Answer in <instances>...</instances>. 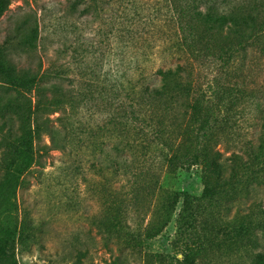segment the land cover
Returning a JSON list of instances; mask_svg holds the SVG:
<instances>
[{
	"label": "rangeland",
	"instance_id": "374dc122",
	"mask_svg": "<svg viewBox=\"0 0 264 264\" xmlns=\"http://www.w3.org/2000/svg\"><path fill=\"white\" fill-rule=\"evenodd\" d=\"M163 1L79 0L74 5L75 0H9L0 17V49L17 70H35L40 60L43 66L49 64L50 80L86 93L76 101V119L99 124L106 121L112 93L133 61V41L123 30L135 25L149 31L157 8L165 11ZM36 22L34 47H23L21 32ZM220 39L215 32L205 36L192 63L197 85L208 99L213 91H224L220 100L212 99L219 117L213 131L228 180L206 197L196 166L165 171L140 224L145 230L154 217L157 229L165 193L186 191L198 204L191 264H251L253 254L264 253V54L256 46L245 56L227 58L212 48ZM40 153L17 191V218L28 212L34 232L33 237L16 238L17 264H79L78 257L81 264L183 263L176 233L179 204L155 235L141 234L140 248L120 249L122 234H108L100 225L103 190L95 184L100 176L89 168L87 156L75 158L73 165L72 159L63 161L58 150Z\"/></svg>",
	"mask_w": 264,
	"mask_h": 264
},
{
	"label": "trees",
	"instance_id": "16d2710c",
	"mask_svg": "<svg viewBox=\"0 0 264 264\" xmlns=\"http://www.w3.org/2000/svg\"><path fill=\"white\" fill-rule=\"evenodd\" d=\"M163 4L165 11L157 8L150 18L149 31L135 25L123 30V36L133 41L130 73L124 71L109 101L111 111L99 124L76 119V101L86 93L50 80L49 64L43 66L40 60L35 70H17L0 49V264H17L16 238L34 236L29 213L17 218V191L40 151L48 149L60 151L61 159H72V164L87 156L89 168L100 176L95 184L103 190L100 225L108 234H122L120 249L140 248L141 234L155 235L179 204L176 233L183 247L182 264L193 261L198 213L193 195L166 192L157 229L154 217L145 230L140 220L147 215L165 171L196 166L206 197L227 182L213 131L219 117L212 99L220 100L224 91H213L208 99L197 85L192 61L202 39L214 32L221 39L211 42L212 48L227 58L245 56L256 46L264 54V0H164ZM8 5L9 0H0V17ZM37 34L36 22L21 32L19 43L34 47ZM156 59L161 64L155 65ZM172 60L173 65L166 64ZM251 264H264V253L253 254Z\"/></svg>",
	"mask_w": 264,
	"mask_h": 264
}]
</instances>
